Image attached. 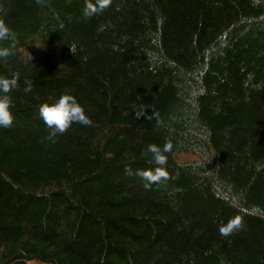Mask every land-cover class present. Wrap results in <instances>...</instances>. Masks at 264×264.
I'll list each match as a JSON object with an SVG mask.
<instances>
[{"label": "trees", "instance_id": "16d2710c", "mask_svg": "<svg viewBox=\"0 0 264 264\" xmlns=\"http://www.w3.org/2000/svg\"><path fill=\"white\" fill-rule=\"evenodd\" d=\"M84 3L0 0V264H264V0Z\"/></svg>", "mask_w": 264, "mask_h": 264}, {"label": "clouds", "instance_id": "9594fccd", "mask_svg": "<svg viewBox=\"0 0 264 264\" xmlns=\"http://www.w3.org/2000/svg\"><path fill=\"white\" fill-rule=\"evenodd\" d=\"M109 4V0H85L84 7L82 9V15L85 18H89L102 12ZM11 32L7 26L0 23V39L11 38ZM71 49V47H70ZM72 51V49H71ZM9 54V50L4 48L0 49V57H6ZM16 76L11 78L0 77V127H10L14 120L12 112V103L7 93L10 88L16 85ZM28 84V82H25ZM30 87L31 85L28 84ZM39 115L50 132L46 139L52 140L58 134H63L73 124L90 125L91 120L86 114L84 107L77 101V99L71 94H61L54 103H42L39 106ZM167 150V145L165 146ZM148 151L156 154L159 149L154 145H149ZM159 163H163L162 157H156ZM127 171V169H126ZM161 176L166 178V173L161 172ZM235 227H241L239 221L236 222ZM221 234H226L221 230Z\"/></svg>", "mask_w": 264, "mask_h": 264}]
</instances>
